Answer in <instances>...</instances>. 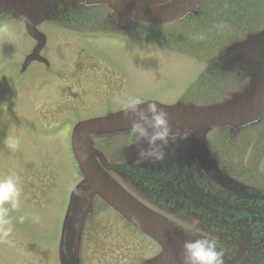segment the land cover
<instances>
[{
  "label": "rangeland",
  "instance_id": "rangeland-1",
  "mask_svg": "<svg viewBox=\"0 0 264 264\" xmlns=\"http://www.w3.org/2000/svg\"><path fill=\"white\" fill-rule=\"evenodd\" d=\"M262 4L264 6V1ZM262 12L260 29L264 28V8ZM1 17L14 20L16 16L6 13ZM194 20L195 23H202L204 17ZM188 21L185 18L176 25L148 26L137 30L150 39L156 36L164 48L130 42L128 52L122 55V59L129 65L127 93L125 91L127 95L138 94L159 101L175 102L192 86L206 62L216 57L211 54L212 46L208 40L186 35ZM199 33L197 35L202 36ZM213 42L215 40L210 41ZM30 43V38L17 21L0 26V63L6 60L2 68H7L11 57L20 59L29 50ZM186 52L196 53L199 58L183 54ZM50 53L55 63L61 61L56 44L51 47ZM13 73L11 69L1 74L0 79V176L13 172L18 175L23 195L20 210L10 213L13 231L8 240L11 243L0 241V264H59L58 242L62 221L70 192L81 180V174L68 148L70 124L74 120H67L68 124L60 130H53L49 126L52 122L56 125L62 123L53 121L54 114L49 115V120H41L40 112L45 109L41 104L54 98L52 86L56 82L55 78L47 82L45 78L51 77L43 73L42 68H30L24 74H19L16 83L12 84ZM230 85L234 88L233 83ZM200 87L192 95L187 93L184 96L199 103L208 100L215 102L224 95L225 87H219L212 74L207 76L204 86ZM212 93L214 97L211 99ZM206 97L207 100H204ZM63 99L65 107L74 102V97L64 96ZM64 106H56L49 111L65 112ZM259 125L243 128L240 134L239 131L233 132V137L231 129L219 128L221 161L236 168H246L251 162L256 170L254 173L264 174V147L259 142L254 144L257 138L261 139V135L255 133ZM226 132L230 134L224 135ZM254 134L256 138L253 140L250 135L253 137ZM230 138H233L232 144L225 146V140ZM11 139L20 141L15 151L7 147ZM21 215H36L39 222L27 219L19 223L15 218ZM158 251L159 246L154 241L124 222L101 201L95 200L93 211L86 218L82 229V264H141Z\"/></svg>",
  "mask_w": 264,
  "mask_h": 264
},
{
  "label": "water",
  "instance_id": "water-1",
  "mask_svg": "<svg viewBox=\"0 0 264 264\" xmlns=\"http://www.w3.org/2000/svg\"><path fill=\"white\" fill-rule=\"evenodd\" d=\"M87 1L107 6L113 11V16L119 20L164 24L172 23L192 13L200 0ZM54 11L55 6L52 3L48 4L45 0H0V15L8 12L15 14L17 18L24 21L26 31L37 40L33 53L27 58L30 60L38 56L43 45V35L36 27ZM225 50L221 54L222 64L236 65L239 68L221 69H239L242 75L251 77L250 80L243 88L221 101L208 104H164L169 113L173 131L181 133L187 131L190 134L187 139L170 143L165 149L164 160H144L141 165L143 178L145 169L151 168L146 181L152 186L157 198L172 206L175 205L176 200L182 202L169 207V213H172L175 207H181L184 211L187 208L186 195L179 196L181 184H183V190L191 191L195 206L201 203L202 197H197V193L191 187L194 184L193 174L202 172L223 190L235 194L244 204H250L246 211L251 216V220H246L244 225L248 227L259 223L264 227V191L249 187L220 169L209 155L205 145L206 135L213 128H229L233 134L234 131L238 132L248 126L256 125L262 120L264 115V30L247 36ZM129 124L130 121L117 112L79 122L73 129L71 148L83 179L71 194L63 222L59 247L60 264H79L83 225L92 213L96 199L101 200L128 224L160 246V252L142 264H182L183 242L191 237L173 223V218L143 203L125 189L109 173V166L103 154L93 147V137H107L128 131ZM131 150L135 154L133 160L137 159L138 147L132 146ZM186 166H189V169H186L188 168ZM122 173V176L119 175L122 179L127 176L130 181L139 180L138 176L133 177L127 171ZM215 203V201H208L206 205L212 206ZM174 217L186 220L197 219L198 212L195 210L191 216L181 214ZM245 233V237L238 246L236 258L233 261L235 263L242 262L249 250L252 240L251 230Z\"/></svg>",
  "mask_w": 264,
  "mask_h": 264
},
{
  "label": "flooded vegetation",
  "instance_id": "flooded-vegetation-1",
  "mask_svg": "<svg viewBox=\"0 0 264 264\" xmlns=\"http://www.w3.org/2000/svg\"><path fill=\"white\" fill-rule=\"evenodd\" d=\"M45 2L48 4L52 3L56 8L38 26V29L44 34V43L40 49V55L43 59L32 60L23 68L25 57L33 50L36 44L35 40L26 34L31 40L29 50L20 59L17 57L9 58L7 68H0V79L2 72V74H5V72L13 69L14 77L11 83L14 84L19 74H24L30 68H42L43 73L49 74L51 77V79L45 78L47 82L51 81L52 77L55 78L56 82L52 86L54 98L47 103L41 104L45 109L40 112V117L41 120H49V115L54 114L52 116V118H55L53 121L62 122L57 125L54 123L58 128L57 130L62 129L68 124L66 123L67 120H74L75 123L115 113L113 111L115 99L127 95L126 85L129 81V65L122 59V55L128 52L130 42L135 41L144 45L164 48L161 43H158L156 36L152 37V40L145 34L141 35L138 33L137 35L139 36H137L133 32L147 28L148 26L161 25H148L125 19L119 20L112 15V12L108 8L96 6L86 0H45ZM230 5L231 2L229 1L202 0L196 6L193 13L169 26L176 25L178 22L185 20V18L189 19L187 22L189 26L185 29L188 31L186 35L190 38L197 37L201 39V36L197 35V33L201 32L199 34L203 36L205 41L208 40V44L212 46V56L214 54L221 56V23L231 24L233 22L231 17H226L229 12L227 9H231ZM235 6L233 8L234 15L238 14L240 4ZM200 16L204 17V21L195 24L194 19H199ZM19 24L23 25L22 22ZM196 25H200V28H196ZM51 30L57 32H50ZM194 31L198 32L194 34L192 33ZM228 37L232 40L235 38L229 35ZM147 40L155 42H148ZM212 40H215V42L210 43ZM54 44L58 46L61 56L59 63H55L50 53V49ZM216 72L221 77V63L217 66V71L214 73ZM235 74L239 82L238 87H240L248 78H242L238 72ZM218 85H221V82ZM238 87H234V90L232 89L228 92L224 90L223 98L239 89ZM64 96L74 97V102L69 107L64 106ZM180 102L190 103L193 101L189 98H182ZM60 105L65 107V112L57 113L56 111H49V109L53 107L55 109L56 106ZM259 126V129H256L255 133L260 134L261 139L258 140L257 138V142L254 144L257 145L259 142L264 147V117ZM241 132L242 130L238 134ZM250 132H253V130ZM127 136L128 131H124L101 139L93 138L94 148L100 150L102 153L106 152L104 159L107 166H109V172L113 175L122 176V172L128 171L130 165L133 167L138 165L139 169H142L140 167L142 162L138 158L133 160L135 154L132 152L131 147L126 146ZM250 138L254 140L256 138L255 134L253 137L250 135ZM205 143L209 153L217 161L221 169V129H215L211 132V135H207ZM250 143L252 144V141ZM250 165H252L251 162ZM252 166L254 167V165ZM202 175L203 178L200 177L198 180L192 179L202 197H208L210 193L209 185L215 191H218L217 195L219 198H221L222 194L226 193L221 186L212 182L204 174ZM133 189L138 192V196L143 199L145 198L143 192L138 191L136 187H133ZM232 195L234 196L235 194ZM229 196L231 195L229 194ZM187 203L188 210L189 204L193 207L195 205L192 198L187 199ZM194 209L196 212H200V214L208 213V209L201 210L198 204ZM217 212L219 223L215 224L213 221H208L201 228L219 238L220 246L225 250V264H250L251 261L255 264H264V241H256L259 236L258 229L263 228L261 224L256 223L250 227L249 230H251L253 237L252 246L245 255L244 261L242 263H235L233 261L236 258L238 245L241 241V225L239 224L241 214H238L239 218L236 215L230 214L228 219L225 220V225H221V210L217 209ZM193 213L191 212V215ZM189 214V212L186 213V215ZM221 238L223 239L222 241Z\"/></svg>",
  "mask_w": 264,
  "mask_h": 264
},
{
  "label": "clouds",
  "instance_id": "clouds-1",
  "mask_svg": "<svg viewBox=\"0 0 264 264\" xmlns=\"http://www.w3.org/2000/svg\"><path fill=\"white\" fill-rule=\"evenodd\" d=\"M203 39V36L200 37ZM174 101H159L147 96L128 94L117 97L114 112L130 121L127 147H138V160L162 161L166 157L165 149L170 143L187 139L189 132L173 131L169 113L164 104ZM19 139H11L7 147L15 151ZM23 187L21 178L14 172L0 176V241L11 243L8 237L13 231V218L10 213L19 211L22 204ZM19 223L31 219L39 222L36 215H21L15 218ZM173 223L185 232L190 239L183 242L182 264H225V250L220 246L219 238L205 232L196 218L186 220L174 218Z\"/></svg>",
  "mask_w": 264,
  "mask_h": 264
},
{
  "label": "trees",
  "instance_id": "trees-1",
  "mask_svg": "<svg viewBox=\"0 0 264 264\" xmlns=\"http://www.w3.org/2000/svg\"><path fill=\"white\" fill-rule=\"evenodd\" d=\"M221 1H229L231 2L230 10L226 15L231 17L232 23L240 25V28L247 26L248 24L251 26H255V24L260 23V17L263 9L262 1L264 0H221ZM240 4L238 14L234 15V9L237 5ZM236 18V20H235ZM235 20V21H234Z\"/></svg>",
  "mask_w": 264,
  "mask_h": 264
},
{
  "label": "bare ground",
  "instance_id": "bare-ground-1",
  "mask_svg": "<svg viewBox=\"0 0 264 264\" xmlns=\"http://www.w3.org/2000/svg\"><path fill=\"white\" fill-rule=\"evenodd\" d=\"M2 73H3V72H2ZM2 73H1V74H2Z\"/></svg>",
  "mask_w": 264,
  "mask_h": 264
}]
</instances>
